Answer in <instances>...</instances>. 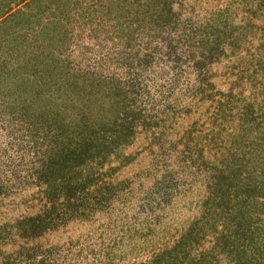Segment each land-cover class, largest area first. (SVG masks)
Here are the masks:
<instances>
[{
  "label": "rangeland",
  "instance_id": "rangeland-1",
  "mask_svg": "<svg viewBox=\"0 0 264 264\" xmlns=\"http://www.w3.org/2000/svg\"><path fill=\"white\" fill-rule=\"evenodd\" d=\"M0 264H264V0H0Z\"/></svg>",
  "mask_w": 264,
  "mask_h": 264
}]
</instances>
